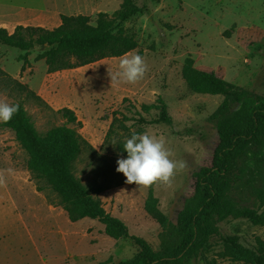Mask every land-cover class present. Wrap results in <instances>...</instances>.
I'll list each match as a JSON object with an SVG mask.
<instances>
[{"label":"rangeland","instance_id":"1","mask_svg":"<svg viewBox=\"0 0 264 264\" xmlns=\"http://www.w3.org/2000/svg\"><path fill=\"white\" fill-rule=\"evenodd\" d=\"M134 11L127 20H115L117 29L134 37L137 47L130 53L141 55L148 70L136 83L113 82L109 73L119 70L120 58L48 73L37 57L47 50L29 52V64L21 72L24 54L0 44V70L22 87L0 78V99L18 103L35 129L45 135L66 120L55 115L67 108L74 112L78 134L91 146L94 155L84 152L74 166V175L97 197L110 216L128 229L129 236L144 240L161 256L174 254L185 241L186 223L178 214L194 193L193 174L210 167L219 143L216 117L219 109L231 114L240 104L222 95L196 94L181 77L184 60L190 56L194 67L213 72L236 91H246L245 107L264 101V0H0V28L12 33L16 26L53 29L60 16H84L96 26L98 14L113 16ZM138 10V12H137ZM113 23V25H114ZM128 53V54H130ZM161 97L171 125L135 124L116 139L104 143L113 113L129 117L140 114V106L154 104ZM117 115L118 119L121 116ZM142 117L158 118L153 110ZM0 122V264H124L139 252L130 238L114 240L103 232L97 220L70 222L55 205L58 197L46 184L34 181L25 168L27 156L13 133ZM118 125V124H117ZM137 125V126H136ZM141 130L166 141L174 160L187 167L177 170L172 182L145 187L126 183L117 172L122 156L112 146ZM215 186L226 194L225 206L211 220L210 241L191 253L181 264H239L220 256L221 240L237 237L249 248L254 238L264 239V226L254 227L242 217L243 210H263L257 195L264 188V138L252 142L230 162L229 170ZM43 187L42 192L36 190ZM156 205L177 235L167 242L159 223L144 210L149 190Z\"/></svg>","mask_w":264,"mask_h":264},{"label":"trees","instance_id":"2","mask_svg":"<svg viewBox=\"0 0 264 264\" xmlns=\"http://www.w3.org/2000/svg\"><path fill=\"white\" fill-rule=\"evenodd\" d=\"M128 8L127 2L122 10L111 18L106 14H98L96 26H91L89 19L84 16L62 15L60 24L50 30L19 25L9 33L6 29L0 28V44L24 53L20 57L21 72L29 64V52L41 47H46L47 50L37 58L44 60L48 73L86 66L107 58H120L137 47L134 37L122 29H117L114 23L117 19L125 21L134 14L135 10L123 14ZM181 77L192 93L222 95L241 106L231 114H225L220 108L214 115L219 143L214 150L211 166L193 174L194 193L185 201L177 218L178 223L182 224V221L186 223L183 234L185 241L174 254L158 255L144 240L129 236L127 227L103 209L100 199L96 196L102 188L97 187L91 192L75 177L74 166L79 157L84 152H89L91 156L95 153L78 134L76 128L80 127V123L77 122L74 112L67 108L56 110L54 114L65 119L66 124L55 127L45 135L37 132L29 116L22 110H19L9 122L1 123L2 127L13 133L15 141L26 154L25 168L32 180L44 182L47 188L57 195L58 201L55 205L67 214L70 222L82 219L97 220L103 226V232L107 237L114 240L130 238L139 247L138 254L124 264H181L191 253L207 245L211 235L207 227L208 229L211 227L212 216L221 211L226 204V194L215 186L214 180L221 178L229 170L231 160L246 146L264 138V101L245 107L246 91L234 90L213 72L196 69L190 56L184 60ZM0 78L8 85L22 87L19 82L1 70ZM153 110L158 111V118L144 120L142 115ZM119 113H113L104 143L113 142L119 130L122 131V135L128 132L129 127L122 125V122L131 121L133 125L142 123L171 125V119L161 97H157L154 104H142L140 114L135 113L137 117L120 113L121 119H118ZM136 133L142 131L137 129ZM124 143L125 140L119 139L112 148L116 154L126 158ZM124 178L126 179L125 176ZM36 190L42 192L43 187H37ZM257 198L260 206L264 207V188L259 190ZM156 201L150 189L144 210L159 223L164 231L160 240L167 242L177 235L176 228L159 212ZM242 217L254 227L264 226V209L243 210ZM221 242V257L239 264H264V239L254 238V245L249 248L240 244L235 236L223 238Z\"/></svg>","mask_w":264,"mask_h":264},{"label":"clouds","instance_id":"3","mask_svg":"<svg viewBox=\"0 0 264 264\" xmlns=\"http://www.w3.org/2000/svg\"><path fill=\"white\" fill-rule=\"evenodd\" d=\"M148 70L144 58L137 53L124 55L119 61V70L109 73L111 81L136 83L142 79ZM20 105L9 103L6 99H0V122L7 123L18 113ZM123 149L126 158H119L116 171L123 173L126 183H135L149 187L157 182L169 185L177 170H184L187 162L170 158L172 153L166 147V141L148 132H132L126 138ZM4 182V176L0 174V183Z\"/></svg>","mask_w":264,"mask_h":264}]
</instances>
